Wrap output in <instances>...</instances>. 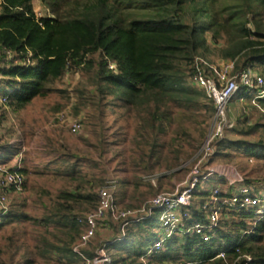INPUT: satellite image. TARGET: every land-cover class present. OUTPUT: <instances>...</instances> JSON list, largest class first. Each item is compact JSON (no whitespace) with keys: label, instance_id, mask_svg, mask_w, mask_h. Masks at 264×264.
Returning a JSON list of instances; mask_svg holds the SVG:
<instances>
[{"label":"trees","instance_id":"obj_1","mask_svg":"<svg viewBox=\"0 0 264 264\" xmlns=\"http://www.w3.org/2000/svg\"><path fill=\"white\" fill-rule=\"evenodd\" d=\"M35 1L0 0L1 104L19 112L34 98L65 94L57 84L79 74L82 87L74 91L92 104L90 139L73 149L50 138L46 150L52 159L47 164L8 169L61 186L53 191L48 183L32 184L41 215L29 214L18 204L1 214L0 264H81L82 257L73 251L84 230L79 220L98 208L99 190L113 186L117 206L126 204L129 191H141L145 196L138 206L149 214L138 221L105 222L111 238L100 237L96 248L110 254L105 264H244L246 255L264 264V215L256 213L259 207L235 209L220 202L219 224L209 241L192 232L175 234L164 249L148 255L158 239L161 213L151 199L167 195L164 176L187 170L191 177L215 122V101L195 84L197 72L204 70L217 80L211 65L230 61V77L252 70L264 78V0H37L43 11H37ZM258 90L242 85L228 103V114H237L236 123L226 129L208 164H236L241 157L264 164V98L251 102ZM243 99L252 110L242 105ZM126 121L132 123L130 137H122ZM121 142L130 144L128 156ZM110 151L117 160L127 156L120 169L132 175H112ZM262 175L244 178L241 184L260 194ZM204 179L191 190L186 228L209 221L207 200L230 198L235 191L229 184L215 194L218 185L228 183L219 173L209 176L202 188ZM26 223L33 231L31 241L25 239ZM223 251L225 256H219ZM85 256L96 252L85 251Z\"/></svg>","mask_w":264,"mask_h":264},{"label":"rangeland","instance_id":"obj_2","mask_svg":"<svg viewBox=\"0 0 264 264\" xmlns=\"http://www.w3.org/2000/svg\"><path fill=\"white\" fill-rule=\"evenodd\" d=\"M35 5L37 11H43L40 2L36 0ZM226 65L227 64L224 62L217 61L215 64H213V67L215 69L217 68L218 70H225ZM83 80L84 79L79 74H70L62 82L57 84L58 88L66 90L65 94L54 92L48 94L45 97L34 98L31 104H29L26 108L20 110L19 112H14L12 110L6 109V107H3L1 104L2 99L0 98V118H4L3 122L0 124V161L8 160L7 165H11L13 162L15 163L17 159H19L21 160V164L23 166H26L29 170H33L37 166H43L52 159V156L49 155L46 150V145L48 144V140L50 138L63 141L73 149L82 148L84 146L83 140H85L86 138L90 139L87 117L90 112H92L91 101L89 99L81 100L80 98H78V92L76 93L74 91V89L76 90L82 87L81 84L83 83ZM241 101L243 102L242 105L247 106V110H252V107L249 105V100L245 101L243 99ZM236 108L239 109V107ZM227 109L229 110L230 108ZM252 112H254L255 114L257 113L256 110ZM236 115L237 114L235 113L229 115L228 117L232 125L236 123ZM130 121L132 122V120ZM76 123H79L81 126L80 130L77 132L73 131V124ZM123 124L125 128L123 131L124 135H122V137H130L133 133L132 123L126 121ZM205 142L206 139L202 147H204ZM219 143L220 141L217 143H213L214 149L212 152V156L213 153H216ZM8 146L11 147L9 148ZM129 147L130 144H128L127 142H121L120 149L122 151L125 149L127 152V156ZM205 151L206 150L202 149V151L199 153V160L202 162V169L204 170L205 168H208L207 170H220L230 178V181L228 180V183L218 185V187H216L217 190L226 191L229 187V184H233L236 189L240 186V183L244 178L248 177L257 179L263 176L262 174L264 173V164L259 163V161H249L247 158L241 157L238 158L239 160L236 164L225 165L219 164L218 162L208 164L207 162L211 157V154L207 155ZM124 156L125 157H123L122 159L117 160L114 157L113 151H110L108 154V158H112V161L109 164V168L111 171H113L112 175H114L116 178L132 175L130 173L121 171L120 169L122 164L121 161L128 159L126 155ZM204 164L207 165L204 166ZM188 173L189 172L187 170H181L174 173L173 175L164 176L161 180L163 188H165L164 192H166L167 194H175L178 188L187 186L188 181L190 182ZM156 174L161 175L163 174V172L157 171ZM26 178L27 187L23 189V191H6L9 207L13 208L14 204H18L19 206H23L22 209L29 214L41 215L42 210L40 209L39 203L36 202L37 198L34 191L31 189V186L32 184L38 183H42L45 185L49 180L45 177H40L33 174L27 176ZM207 178L202 180V188L207 187ZM154 183L155 185H157L159 181L155 180ZM47 185H50V183H48ZM50 186L52 190L55 191L54 189L59 188L61 184L53 182ZM149 194L150 193H148L147 195V199L150 198ZM132 196L135 197V199ZM141 196H145L142 195L141 191H138L136 193H133V191H129L125 203H130V205L128 206L126 204H121L120 209H139L140 207L138 206V201L140 200ZM190 200L191 204L192 199ZM208 202H210V199L207 200L205 204ZM180 216L182 217L183 214H181ZM25 227L26 233L28 235H25V239L31 241L32 239L30 233L33 232L31 230L32 228L29 223H26L22 228ZM105 233L106 227L102 224L97 225L96 234L98 236H96L95 234V237L91 240L85 250L88 252H96L99 240L102 239L101 236ZM3 234L4 232L0 231V241ZM5 234L9 235L11 233L6 232ZM97 237H99V239H97ZM109 238H111V236L108 235L105 236V238H103L102 240L105 241Z\"/></svg>","mask_w":264,"mask_h":264},{"label":"built area","instance_id":"obj_3","mask_svg":"<svg viewBox=\"0 0 264 264\" xmlns=\"http://www.w3.org/2000/svg\"><path fill=\"white\" fill-rule=\"evenodd\" d=\"M226 63L225 70L215 69L212 65L213 71L217 74V80L204 70L199 69L194 82L199 87L204 89L209 97L213 98L216 104L215 122L211 128L209 135L206 138L204 147L200 152L206 150V154H211L214 149L213 143H217L224 138L226 129L233 126L229 120L228 103L234 98L242 85L247 86L248 90L257 87L258 93L253 97V102L258 98H264V78L261 75L254 73L252 70H248L240 75V77H230L233 70V63L230 61H221ZM80 124H73V131L80 130ZM215 154V153H213ZM8 160H3L0 163V216L9 209L8 198L6 191L8 188L14 186L18 192L23 191L25 182V176L18 172H11L8 170L11 167H22L21 160L7 165ZM201 161L199 160L194 167L190 182L187 186L181 189V192L175 194L160 195L151 199L154 208L160 209L159 227L156 228L158 239L150 246L148 255L155 254L165 248V242L168 238L175 234H183L192 232L198 235L203 241L210 240V233L215 231L220 219V209L218 202L222 204L230 203L233 208H245L258 206L257 214L264 215V192L256 194L252 187L241 184L232 193L230 198L218 199L213 197L210 202L204 204V208L209 209V221L207 223L197 222L193 226L186 228L184 219L188 216L189 211L186 208L189 207L191 202V190L195 187L199 179L207 178L213 173H219L217 170L210 169L208 172H202ZM115 190L116 187L102 188L99 190L100 201L98 208L86 214L79 223L84 226V230L73 244V251L76 255L82 257L81 264H105L110 259V254L106 252L104 248H100L96 251V256H85V249L91 240L95 237L96 227L99 224L106 226L105 222L109 219H127L132 218L135 221L145 218L149 212L144 207L139 209L129 208L120 209V206L115 204ZM219 190L215 189V194ZM211 209V210H210ZM183 214L181 217L180 215ZM117 214V215H115ZM101 222V223H100ZM126 225V224H124ZM125 234V233H124ZM123 234V235H124ZM219 256H225V252H220ZM143 259V258H142ZM181 264H192V262H182ZM244 264H256L253 261L252 256H245Z\"/></svg>","mask_w":264,"mask_h":264},{"label":"crops","instance_id":"obj_4","mask_svg":"<svg viewBox=\"0 0 264 264\" xmlns=\"http://www.w3.org/2000/svg\"><path fill=\"white\" fill-rule=\"evenodd\" d=\"M217 171L219 172V174H221L222 176H225L226 179L230 181V178H229L228 176H226V175H225L224 173H222L220 170H217ZM240 185H241V183H240ZM108 235L110 236L111 233H110L108 230H106V233L103 234L101 237H102V239H103V238H105V236H108Z\"/></svg>","mask_w":264,"mask_h":264}]
</instances>
